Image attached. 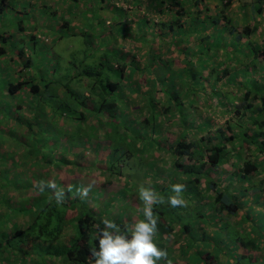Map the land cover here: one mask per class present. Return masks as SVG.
Returning <instances> with one entry per match:
<instances>
[{"label": "trees", "instance_id": "obj_1", "mask_svg": "<svg viewBox=\"0 0 264 264\" xmlns=\"http://www.w3.org/2000/svg\"><path fill=\"white\" fill-rule=\"evenodd\" d=\"M101 1L109 2V0ZM121 1L128 2V0ZM148 1L151 2V8L158 11V14H168L175 9L177 10L171 14V19L166 21L161 19L154 21L147 17L140 18L138 22L141 34L138 30L129 39L135 41V38H138L137 35H139L141 41L147 42L144 39L146 31L159 25L164 31L167 28L166 38L161 40L166 41V49L169 52L174 49L183 56L181 62L171 58L168 62L162 63L165 68L159 74V79L153 82V85L155 84L154 89H148L146 87L149 85H146L140 94L141 85L135 79V74L139 70L137 67L129 65V62L135 61V53L133 54L130 51L124 55V51L121 49L112 50L107 48L106 43L102 45L104 48L90 44L89 47L92 48V51L85 48L83 58L77 62L78 69L73 73H67L65 82L61 78L55 79V76L52 78L40 76L39 79H36V76L25 75L24 73H22V79L17 82L8 81L5 88L8 94H16L23 88L27 90L28 94L38 93L41 89L46 92L50 88L58 89L62 94L54 93L57 94V98L53 102L55 104L53 108L49 107L52 103L50 99L48 100L49 105H46L49 107L50 113L55 112L56 109L54 110V108L58 107L61 115L56 118L63 116L65 121L80 122L75 131H71L69 132L70 135L65 136V140H68L63 148L58 147L63 144L62 137H59L57 147L52 149L51 153L48 154L44 150L43 152L40 145L36 148V152L28 153L25 160L29 156L32 159L30 165H34L36 169L41 170H34L29 175L26 171L24 175L25 186H18V177L21 173L19 175L16 173L12 176L15 177L13 179L8 178L10 186H0L2 192H4L5 187H9L15 191H18L19 188H22L21 191L32 189L37 193L36 196L32 197L29 207L26 205L8 206L3 203V206L7 208V214L24 211L22 212L24 216L33 217L30 222L28 221L23 225L25 227L19 225L20 228L12 230L11 236L23 235L26 240H28V237L34 240L33 238L40 234L43 237V243L48 244L46 246L47 251L43 253L48 257L52 256L53 259H60V263L64 264H95L92 251L99 250L97 234L98 230L104 227L102 223L104 218L113 220L122 230L125 228L131 229L133 220L131 219L132 216L129 215L130 211H127L128 207L118 206L120 209L115 215H112L110 214V208L115 204L112 205L109 201H106L101 210H94L88 207L85 198L77 196L80 194L79 183L71 184L65 190L62 199L58 201L57 194L62 190L56 192V189H54L53 191L47 181V175H49L47 171L58 173L63 165L71 164L72 160H68L66 155L75 147L88 148L90 146L89 138L98 139L101 137L100 133H103L104 138L112 144L108 135L111 134L114 127L123 131L122 140H129L130 142L147 140L152 144L149 149L153 146L158 147L159 138H163L166 145H160L159 147L166 150L173 160L171 166L168 167L165 163L162 167L172 170L175 177L172 178L173 181L171 182L167 179L165 186L157 184L159 180H153L152 183L157 186V189L161 190L164 188L171 190V185L175 183L186 185L181 195L187 206L173 208L167 202L154 206L153 211L158 218V230L153 240L156 238L160 245L163 242L162 240L166 241V237L171 233L175 234L174 242L181 237V247L177 252L178 256L186 257L185 264H196L197 262V264H235L233 254L239 259L248 258V262L250 261L253 264L257 262L264 264V256H260V259L258 256L252 261L255 257L254 252H264V198L259 200L261 196L258 192V188L264 185V178L257 180L256 184V180H254L258 169L264 172V158H261L260 161L256 160V155L263 154L264 156V43H257L249 37L258 32L261 21H264V0H253L255 5V11H253L252 6L253 19L257 16L255 19L260 21L259 23L256 22L257 24L254 26L246 22L244 25H240L237 19L233 20L224 14L223 8L218 9L213 16L206 15V17H200L199 12L201 10H199L196 14L194 13V18L191 19L189 14L193 12L185 9V0H158L157 3L156 0ZM201 1L193 0L192 4L197 6ZM134 5L136 4L134 3ZM3 7L4 4L0 3V11ZM118 13L122 12L118 11ZM113 19L115 25L122 24V18L116 19L115 15ZM207 21L215 28L218 27V23L223 24L222 37L229 40L227 44L222 43L215 37L213 39L212 33L202 32L206 25H209ZM64 22L67 23V20L62 19L60 25H64ZM86 23L91 25L93 21L87 19ZM23 27L19 24V28ZM84 31L83 29L79 35L84 36ZM169 32L172 37L171 40L168 39ZM91 33L93 34V32ZM10 37L11 33L0 32V43H8ZM30 37L33 40L35 39L33 33L30 34ZM117 37L115 34L111 35L113 42H116ZM192 38L197 40V48L194 51H189L187 49ZM243 39L244 41H242ZM140 43L142 44V42ZM220 43L224 44V47ZM150 44L148 45L151 51L153 47ZM240 44H244V47L234 52L233 47ZM226 45H230L232 49L227 48ZM134 46L138 47L137 44H134ZM98 50V54L95 55L94 53ZM115 51L120 53L118 54ZM8 54L5 46L0 45V55L8 56ZM89 55L91 57L86 60ZM15 58L22 61L18 67L25 73H29L33 69L34 65L29 52L26 51L25 53L22 49H18L16 52L9 54L8 59ZM156 58L159 60L160 56ZM230 60L234 63L233 68L230 67ZM177 62L183 63V65L181 64L180 68L175 69L173 65ZM71 63L76 64V61L72 59ZM57 70L58 68L54 65L53 75L58 73ZM140 71L153 73V68L147 66L146 69ZM240 75L248 79V85L245 84L244 86V82H241V84L235 83L232 84L235 91L232 88L230 91L226 89V84L230 85V81H234ZM83 77L90 80L84 85L86 95L85 92L83 94L72 88L74 80L82 81L84 80ZM222 81L225 82L223 87L219 84ZM222 89H225V92H222ZM159 92L162 94L161 97L158 96ZM181 92L186 97L190 96L188 99L192 100V104L189 101L187 102L185 97L180 98ZM126 93H130V95L135 93L136 95L133 94L135 96L128 99ZM213 94L218 97V104L221 106L220 111L222 113L232 111L233 122L230 123V119L225 126L230 131L229 134L226 133L227 130L224 128H218L216 133H210L208 137H200V140H187L189 137L187 130L192 124V122L188 123L187 118L192 115L193 105L198 101L200 95L201 98L204 95L203 103L208 104V100ZM163 95L166 96V99L163 98ZM184 104L189 106L186 109L189 112L186 117L179 113L181 111L179 109L183 108ZM31 108L33 112L31 116L22 117L24 120L18 117L19 120L26 122L23 124L25 127L24 134L27 136L26 142L29 138L31 140L37 139L40 132L39 129L37 130V124L35 127V124L30 120L39 121L43 117L41 111L42 114L46 112L44 108L41 110L38 106L34 107L33 105ZM126 111L127 114H125ZM165 114H168V117H165ZM91 115L95 118L88 120L85 128L82 127L83 121H86ZM171 117L175 121H172ZM175 117L178 118V121ZM168 121L170 124H167ZM176 121L182 126L183 132L175 137H169V131L175 133V129L170 126L176 124ZM131 123L140 124L141 127L147 129L148 137L144 138L140 132L137 136L135 134L128 135L127 124ZM205 124L207 123L205 122L203 125ZM63 126L57 124L56 127L62 130ZM87 127H90V132L87 131ZM201 128L202 126H200L199 131L203 130ZM101 129H103V132H101ZM163 129H167L168 132L166 130V132H163ZM46 141H49V139H46ZM240 145L251 148V157L254 159L247 158L244 161L242 152L237 150ZM124 154L125 152L121 151L120 158H114V150H112L106 158L102 159L103 161L94 160L92 163L94 173H107L106 177L116 176L122 178V173H117L119 170L115 166L118 162L128 160L127 157L124 159ZM232 157L235 161L233 165L237 166V172H241L239 175L232 173L233 177L236 178V181H244L240 185L241 187L237 186L234 189L229 186H222L220 179H213L212 177L213 173L227 164ZM1 161L0 157V164H5ZM151 163L155 166V160ZM26 166L29 168L28 164ZM127 167L130 168V164ZM145 176L149 177L147 174ZM158 178L161 179L160 176ZM202 179L205 184L204 188L201 187L200 181ZM123 180L125 186H128L127 181L130 178L129 180L127 178ZM41 183L44 185L43 191L39 186ZM58 186L60 184L56 182L55 187L59 189ZM143 186L147 187L148 185L144 184ZM253 187H257L256 191L252 192L251 196H247V191ZM209 191H213V195H209ZM118 193L120 194V190ZM111 198L115 199L116 196ZM132 198L137 199L134 196ZM5 199H7V196H5ZM192 203H194V207L190 208ZM141 204L135 213L138 216L136 219H143V213L140 211L143 207L142 201ZM116 205L118 204L116 203ZM68 210L74 211V214L67 216ZM189 213L194 217L192 223L194 221L193 224L197 226L201 224L199 229L203 230L202 232L206 236L202 234H200L202 238L193 237L191 234L190 237L186 236L192 226L190 222L186 221V216ZM201 217L207 218V221L201 222ZM220 217L224 219L222 223H218ZM228 217H235L236 220L229 222L226 220ZM209 219H211V222ZM212 226L214 227L213 230H208ZM67 228L69 232L65 233L64 230ZM174 228L176 229L174 230ZM209 233L213 234L209 236ZM224 240L228 243L223 245L220 241ZM217 245H220L221 248H217ZM230 246L231 249H224ZM167 247L171 249L169 245ZM167 249V259L164 260L166 264L172 259V250ZM218 249L220 251L224 249L225 251L221 254H219L220 251L217 254L214 253ZM222 256L223 260L219 259ZM0 258V264H2L1 261L4 259L1 256ZM44 263L48 264L47 262ZM160 264H163L162 261Z\"/></svg>", "mask_w": 264, "mask_h": 264}, {"label": "rangeland", "instance_id": "obj_2", "mask_svg": "<svg viewBox=\"0 0 264 264\" xmlns=\"http://www.w3.org/2000/svg\"><path fill=\"white\" fill-rule=\"evenodd\" d=\"M51 1L52 0H50V2ZM53 1L55 2L48 3L49 1L47 0H9V2L7 1L8 4H6L5 7L0 11V32L11 33V37L9 38L8 43L4 44L2 42L0 43V45L5 46L7 53L9 54H11L12 52H16L18 49H22L23 51H25V53L26 51L29 52L32 58V63L34 65L33 69L30 70L29 73H25L18 67L20 66L22 61H18L16 58V60L8 59L9 54L8 56L0 55V157L2 160L1 163H5L0 164V186H10V184H8V178H15L12 176H14L16 173L17 175L21 173L18 177V186H25L24 175L26 174V171L29 175L34 170H38L34 165H30L32 163V159L29 158V156L27 160H25L28 153L36 152V148H38L39 145L42 151L44 150L45 152H48V154L51 153L52 149H56L59 137H62L61 140H63V144L58 147L63 148V146H66V142L68 140H65V136L70 135L71 133L69 132L75 131L78 124H80L79 121L78 123H72L68 120L65 121L63 120V116H61L60 118H56L61 115L60 108L58 107L54 108V110L56 109L55 112L52 111L50 113L49 107L53 108V105H55L53 102L57 98V94L54 93H59V95L62 94L58 89L50 88L47 90V92L41 89L38 93H29V95L27 93V90L23 88L16 94H8L5 90L8 81L17 82L18 80L22 79L21 76H23L22 73H24L25 75H34L36 76V79H39L40 76H45L46 78H52L53 76H55V79L61 78V80L65 82L64 80L67 79V73H73L78 69L77 62L83 58L85 48L86 50L90 49V51H92V48L89 47L90 44H94L95 46L97 45L101 48H104L102 47V45L106 43V47L109 49L111 48L112 50H115L114 47H116L118 48V50L121 49L122 51H124V54L127 51H131L133 54L135 53V61L129 62V65L131 64V66L137 67L139 70L135 74V79H137V82H139L141 85V94V90L145 89L146 85H149L146 88L151 90L154 89L155 84L153 85V82L159 79V74L162 73L161 71H163L165 68V65L162 66L163 62H168L171 58L180 62L181 60H183V56L180 54V52L175 51L174 49L172 51L170 50L169 52L166 49V41H161L162 39L166 38L167 28H165L164 31L162 27L156 25V27H153L152 29L149 28L146 31V37L144 39L147 40V45L151 43L150 45L151 47H153L151 51L150 46L145 45L143 41L140 40L139 35H137L138 38H135V41H131V39H129V37H133L138 30L139 33L141 32L139 28L140 24L138 22L140 18L147 17L148 19H153L154 21H158L160 19L162 21H166L171 19V14L175 13L174 11L177 9L171 11L168 14H158V11H154V9L151 8V2L149 3L148 0H128V2H124L121 0H109V2L101 1L100 3L98 2V0H81L80 2H83L82 5L76 2L73 5L72 11L67 10V23L64 22V25L61 26L60 21L62 19L65 20L64 11L66 5L58 3L59 0ZM192 1L193 0H185L186 4H184L185 9L193 12L189 14V18L191 19L194 18V13L196 14V12H198L199 10H201V12H199V16L206 17V15L213 16L218 9L223 8L222 10L224 14L228 15L233 20L237 19L240 25H244V23L246 22L251 26H254L257 24L256 22H260L255 19L257 18V16L253 19L252 6L253 11H255L253 0H202L201 3L197 6L193 5ZM88 2H90L93 8L88 6ZM155 2L157 3L158 0H156ZM134 3L136 5H134ZM85 6L87 7L84 9ZM99 6H101V11H99L101 14V22L99 21V24H97V26H100L101 24V33H97L98 35H94L90 31V27L94 28L93 26L95 25V22L98 23L97 7ZM51 11L56 12V14H52ZM82 11H85V13L82 14ZM88 11L92 15H87ZM118 11H121L122 13H118ZM115 15L116 19L122 18L121 25L114 24L115 20L113 18H115ZM87 19L89 21H93L94 23H92L91 25L86 23ZM19 24L24 26L25 32L18 30ZM207 24L209 25H206V28L204 29V31H202L203 33H212L213 39L215 37L222 43H228L229 40L222 37L223 24L221 22L218 23L217 28L212 27L208 21ZM83 29L85 30L83 32L84 36H80L79 34L83 31ZM32 33L35 36L34 40L30 37V34ZM113 34L118 36L116 42H113V40L110 39L111 35ZM249 37L257 43H264V21H261L258 32H255ZM168 39H172L170 32L168 34ZM196 41L197 40L192 38L187 50H196ZM242 41H244V39ZM140 42H142V44ZM222 43L220 44L224 47V44ZM134 44H137L138 47L134 46ZM169 47L170 46H168V48ZM226 47L230 48V45H226ZM241 47H244V44H240L239 46L236 45L235 47H233L234 52L239 50ZM227 51H229V49H227ZM98 52L99 50L94 54L97 55ZM218 52L220 51L218 50ZM116 53L119 54L120 52ZM155 56H160V59L155 60ZM90 57V55L87 56L86 60H88ZM72 59L76 61V64L71 63ZM181 64L183 65V63L177 62L173 66L175 69H177L180 68ZM230 64V67L233 68L234 63L231 61ZM54 65H56V67L58 68V73H56L55 75H53ZM147 66H149L151 69L153 68V73L140 71L141 69H146ZM35 72L36 74H34ZM83 79L84 80L82 81L74 80L72 88H74L77 92L79 91L80 93L84 94V92L86 91L84 85L90 80L85 77H83ZM247 81L248 79L240 75L236 77L234 81H230V85L226 84V89L230 91L232 88L233 91H235V87L232 86V84H241V82H244L243 84L245 86V84L248 85ZM224 83L225 82L222 81L219 84L223 87ZM221 91L225 92V89H222ZM86 94L87 92H85V95ZM133 94L135 93H132L131 95L130 93H126V98L131 99V97H134L136 95ZM158 96L161 97L162 94L159 92ZM184 97L187 102L189 101L191 103L192 100L188 99L190 96L186 97V95L181 92L180 98ZM163 98L166 99V96L163 95ZM198 98V101L193 105L194 108L192 111V115L190 116V118H187L189 124L192 122L191 126L187 130V134L189 136L187 140H194L203 136L204 138L205 136L208 137L210 136V133H216L218 128H224L225 130H227L226 133L229 134L230 131L225 126L227 125L228 120L231 119L230 123L233 122L232 111H230L229 113H222L220 111L221 106H219L218 104V97L215 94H213L209 98L208 104L206 103V105L203 103L204 95L202 96V98L201 95ZM49 99L52 101L50 105L48 101ZM33 105L34 107L38 106L39 108H41V110L44 108L46 112L43 111L44 113L42 114L41 111V115L43 117L39 119V121L35 119L30 120L35 124V127L37 124V130L39 129L40 132L38 133L39 136H37V139L31 140L29 138L26 142L27 136L26 134H24L25 127L23 126V124H25L26 122L22 121L24 120V118L22 117L31 116L33 114L31 108ZM46 105H49V107H47ZM188 107V105L184 104L183 108L179 109L181 110L179 111V113H182V115L186 117V115L189 114V112L186 111ZM125 114H127V111L125 112ZM18 117L22 120H19ZM165 117H168V114H165ZM192 117H194L193 119H195L194 124ZM93 118L95 117L91 115L88 117V119H86V121L84 120L82 123V127L85 128L88 120H92ZM170 119L172 121H175V119L172 117ZM176 120L178 121V118H176ZM169 121L167 122V124H170ZM56 122L58 125H64L62 130L57 129ZM205 122L207 124L203 125ZM199 125L202 126V131H199ZM170 127L175 129V133L169 131V137H175L176 135H179L183 132V129H181L182 126L178 122L176 124H172ZM105 128L106 127H104V129ZM86 129L90 132V127H87ZM127 129L129 133L128 135L135 134L137 136L140 132L144 138L148 137L147 129L141 127L140 124H127ZM155 130H157V128H155ZM165 130L168 132L167 129ZM165 130L163 129V132H166ZM101 132H103V129H101ZM100 134L101 137L98 139L89 138L90 146L88 148L75 147L72 148L73 151L70 150L71 152L66 155V158L68 160H72L71 164L63 165L62 169L59 170L58 173H50L49 171H47L49 173V175H47L48 183L55 184L56 182H58L60 184V186H58L59 189L56 187H51V189H53V191L54 189H56V192L61 189L62 195L64 196L65 190L69 187L67 185L79 183L80 194H78L77 196H80V198H85L88 203V207H91L94 210H101V208H103V204L106 203V201H109L112 205L115 204L110 208V214L115 215L116 212H118V210L120 209L118 208V206H125L128 207L127 211H130L129 215L132 216L131 219L133 221L138 218L135 213L137 211V208L142 205L141 201L139 202L140 198L138 192V189L141 185L147 184L152 188L155 187L154 190L156 191V193L163 196V198L167 202L168 197L173 195L174 193H172L171 190H167V188H164L163 190L157 189V186L153 185L152 182L153 180H159L157 184L165 186L167 179L169 182L173 181L172 178L175 177L174 172L162 167L165 163L168 167L172 164L173 159L170 155H168V152L166 150H157L155 148L154 149L156 151L153 152L152 150L150 152L149 147L152 144L147 140H138L136 142H130L129 140L124 139L122 140L121 138L124 135L123 131H121L120 129H115L114 127L111 134L108 135L109 140L112 142V144L104 138L103 133ZM46 139H49V141H46ZM159 140H161L159 145H166L162 138H159ZM245 146L240 145V147H237V150H240L242 152L244 161L247 160V158L254 159L251 157L252 149ZM112 150H114V158H120L121 151L125 152L124 159L126 157L128 158L126 162H118L115 166L119 170V172L117 173H122L123 179L127 178V180H129L130 178V180L127 181L128 186H125L124 180L120 177H106L107 173H94L92 166L94 160L103 161L102 159L106 158V156ZM156 153H158L159 155ZM262 157L263 154H258L256 155V160L260 161ZM154 160L155 166L153 163H151ZM73 161H75L74 164ZM232 162H235L233 157L227 164H225L224 170H226V173L228 174L229 172L236 173L235 168L237 166L233 165ZM26 164H28L29 168H27ZM128 164H130V168L127 167ZM17 169L21 170V172H18ZM40 170L41 169H39L38 171ZM256 173L257 174L254 177V180H256L255 184L257 183V180L261 178V170L258 169ZM146 174L149 175V177H146ZM214 174L217 173H213L212 177L215 176ZM158 176H160L161 179L158 178ZM215 178L216 177H213V179ZM106 179H108L109 181ZM200 182L201 187L204 188L205 184L203 179ZM232 182H235L236 184L232 185ZM237 182L238 181H236V179L232 176L230 182L226 181L225 183H222V186H240V182L238 184ZM131 184L132 186H130ZM89 186H91L90 190L88 191L87 196H84L82 190L88 188ZM9 189V187H5L4 192L0 190L1 212H8L7 208L3 206V203H7V199H5V196L8 195ZM256 189L257 187L250 188L246 193L247 196H251L252 192H255ZM119 190L120 194L118 193ZM258 192L261 196L259 200H262L264 198V185L258 188ZM26 194L28 195L24 196L21 191L13 192V196L20 199L21 206L27 205V207H29L32 197L36 196L37 193L32 189H27ZM208 194L213 195V191H209ZM112 196H116V198L113 199L111 198ZM133 196L137 199H133ZM12 199L13 202L8 206H13L16 204L15 198ZM116 203L118 205H116ZM15 206L17 207V205ZM192 207H194V203L190 205V208ZM22 212L19 214H15L17 217H13L14 223H12V218L10 217L9 221L12 225H7L10 227L11 233L10 231L7 232V230L2 229L0 225V231H2L1 233L3 236L1 242L5 246V249H0V252L3 251L5 253V257H7L4 262L8 263V261H12L13 259H15V262H18L19 264H45L44 262H47L48 264H64L60 263V259H53L51 258L52 256L48 257V255L43 254L47 251L46 246L48 244L43 243V237L40 236V234H37V237L33 238L34 240H32V238L30 237H28V240H26L23 235L13 237L11 236L12 230L20 228L19 225L21 227H25L23 225L33 219L32 216L31 218L24 216ZM13 214L14 213H12L11 216H13ZM73 214L74 211H67V216H71ZM6 215L10 216L9 214ZM191 215L189 213L188 216H186V221L190 222V225H192L189 229L190 231L187 234H191L196 238H202V236L198 234L201 232L202 235L206 236V234L202 232L203 230L199 229V226L201 224L197 226L193 224L194 221L192 223L194 217ZM205 220L207 221V218H200L201 222H204ZM226 220L232 222L236 220V218L228 217ZM223 221L224 219L220 217V221L218 223H222ZM1 222L6 224L7 218L5 217V219H2ZM213 228L214 227L212 226L208 230H213ZM175 229L176 228H174V230ZM64 232H69V229L67 228L66 230H64ZM174 235L175 234L171 233L167 237L165 236L167 240L165 241L163 239V242L160 245L158 244L156 238H154V242L159 248L163 249L165 247L164 249L168 248L167 250H172V259L171 261L169 260L167 264H180V260L184 261L185 259L182 255L178 256L177 252L181 247L182 239H180V237L176 242H174ZM226 240L220 241V243L223 245L227 244L228 241ZM167 245H169L171 249H169ZM219 246L220 245H217V248L220 249L221 246ZM231 248L232 247L230 246L224 249ZM219 249L214 253L217 254L218 251H220ZM224 249H222L219 254L224 252ZM233 252L234 250L232 251V253ZM253 255L255 257L252 259V261H254L258 256L260 259V256H264V252H254ZM222 258L223 256L219 259ZM233 258L235 264H253L250 261V263L248 262V258L239 259L234 254ZM161 261L163 264H166L164 260ZM161 261H159L158 264H160ZM255 264L260 263L257 262Z\"/></svg>", "mask_w": 264, "mask_h": 264}, {"label": "clouds", "instance_id": "obj_3", "mask_svg": "<svg viewBox=\"0 0 264 264\" xmlns=\"http://www.w3.org/2000/svg\"><path fill=\"white\" fill-rule=\"evenodd\" d=\"M39 186L43 191V183ZM49 186L55 187L51 183ZM90 187L82 190L84 196H87ZM185 188L186 185L182 183L171 185L174 194L167 200L171 207L187 206L181 195ZM138 192L143 202L140 209L143 219L134 220L130 230H122L113 220L104 218V227L99 229L97 234L99 250L92 251L95 264H158V261L167 259L166 249L159 248L153 240L158 230V218L153 209L155 205L164 204L166 201L150 186L141 185ZM61 199L62 193L57 194V200Z\"/></svg>", "mask_w": 264, "mask_h": 264}, {"label": "crops", "instance_id": "obj_4", "mask_svg": "<svg viewBox=\"0 0 264 264\" xmlns=\"http://www.w3.org/2000/svg\"><path fill=\"white\" fill-rule=\"evenodd\" d=\"M9 2V0H0V3H3L4 4V7H5V5L6 4H8V2ZM36 1V0H35ZM47 1H49L48 3H53V2H55V1H51L50 2V0H47ZM81 0H59V2L58 1H56V2H58V3H61V4H65L66 5V8H65V19H66V17H67V10H71L72 11V9H73V5H74V3H76V2H78V3H80L81 5H82V3L83 2H80ZM98 2L100 3L101 2V0H98ZM56 5V4H55ZM88 6L89 7H91L92 5L90 4V2H88ZM3 7V8H4ZM87 6H85L84 7V9L86 8ZM93 8V7H92ZM98 8V23L97 22H95V25L93 26L94 28H91L90 29V31L91 32H93V34L94 35H98L97 33H101V24H100V26H97V24H99V21L101 22V14H100V12L99 11H101V6H99V7H97ZM25 12V11H24ZM52 12V11H51ZM83 13H85V11H82V14ZM52 14H56L54 11H53V13ZM89 14V11H88V13H87V15ZM91 14V13H90ZM85 22V21H84ZM94 23V22H93ZM22 26V25H21ZM96 28V29H95ZM18 30H20V31H22V32H25V28L23 27V28H19L18 27ZM8 33H10V32H8ZM110 39H112V38H110ZM113 40V39H112ZM145 45H147V42H143ZM148 46V45H147ZM167 47V46H166ZM114 49H116V47H114ZM118 51V50H117ZM142 52H144V51H142ZM127 53H128V51H127ZM126 54V53H125ZM124 54V55H125ZM150 54V53H149ZM148 54V55H149ZM157 56H155L154 57V59L155 60H157V58H156ZM16 60V59H15ZM163 72V71H162ZM201 125H199V127H200ZM199 140H200V138H198ZM162 140H163V138H162ZM161 141V140H160ZM160 141H158L159 143H160ZM160 146V145H159ZM151 147V149H150V152L152 151V149H158V150H163V148H161V147ZM155 150H153V152H154ZM164 151V150H163ZM153 154V153H152ZM156 154H158V153H156ZM159 155V154H158ZM262 158H264V156L262 157ZM233 163V162H232ZM225 169V165H223L221 168H219V169H217V171H216V173L217 174H214L215 176H213V177H216L215 179H220L221 181V184L222 183H225L226 181L227 182H230V180H231V177L233 176V174H232V172H229V174L228 173H226V170H224ZM18 171H21V170H19V169H17ZM235 171H236V175H239L241 172H237V170H236V168H235ZM260 179H263L264 178V172H262L261 171V173H260ZM230 179V180H229ZM236 179V178H235ZM262 181V180H261ZM240 182V185L241 184H243L244 183V181H242V180H240V181H238L237 182V184ZM56 184V183H55ZM54 184V185H55ZM235 185L236 183L235 182H232V185ZM67 186H70V185H67ZM229 187H231L232 189H234L236 186H229ZM239 187H241V186H239ZM22 190V188H19L18 189V191H21ZM27 190V189H26ZM26 190L24 189L23 191H21V193L24 195V196H27L28 194H26ZM15 190H13L12 188H10L9 189V192H8V195H7V205H9V204H11L12 202H13V199L12 198H15V201H16V204L15 205H17V207L18 206H20L21 205V201H20V199L18 198V197H14L13 196V192H14ZM24 198V197H23ZM15 205H13V206H15ZM23 206V205H22ZM27 206V205H26ZM25 206V207H26ZM16 207V206H15ZM7 214V212H1V210H0V225H1V227H2V229H4V230H7V232H9L10 231V227L7 225V224H9V225H12L11 224V222L9 221V219H10V217L12 218V223H14V220H13V217H15L16 215L15 214H19V211L18 212H16L15 214H13V216H11V214H9L10 216H8V215H6ZM5 217L7 218V222H6V224H4L3 222H1V220L2 219H5ZM17 217V216H16ZM209 221L211 222V219H209ZM212 222H214V220H212ZM199 235L200 234H202L201 232L200 233H198ZM213 233H209V236H211ZM186 236H189L190 237V235H186ZM193 236V235H192ZM2 234H1V231H0V249H5V246H4V244L1 242V240H2ZM1 254H0V256L5 260L7 257H5V253L2 251V252H0ZM188 257H190V256H188ZM187 257V258H188ZM185 259H184V261L183 260H180V264H185L186 263V257H184ZM4 260H2L1 261V263L2 264H19L18 262H15V259H13L12 261H8V263H6V262H4Z\"/></svg>", "mask_w": 264, "mask_h": 264}]
</instances>
